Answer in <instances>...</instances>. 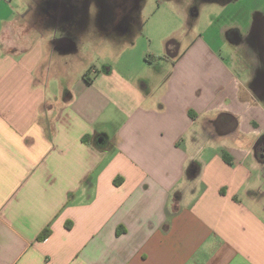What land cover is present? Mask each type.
Segmentation results:
<instances>
[{
    "label": "crops",
    "instance_id": "obj_1",
    "mask_svg": "<svg viewBox=\"0 0 264 264\" xmlns=\"http://www.w3.org/2000/svg\"><path fill=\"white\" fill-rule=\"evenodd\" d=\"M40 1L0 0V264H264V110L246 81L200 36L159 80L78 68L85 31ZM126 18L93 31L114 60L136 48Z\"/></svg>",
    "mask_w": 264,
    "mask_h": 264
},
{
    "label": "rangeland",
    "instance_id": "obj_2",
    "mask_svg": "<svg viewBox=\"0 0 264 264\" xmlns=\"http://www.w3.org/2000/svg\"><path fill=\"white\" fill-rule=\"evenodd\" d=\"M51 1L57 17L68 16L70 30L85 31L75 39L81 56L78 68L101 70L105 64L129 61L136 73L143 69V79L159 80L163 73H156V66L167 65V51L175 44L183 51L200 36L246 81L247 88L262 100L264 110V0H133L136 48L118 60L112 55L113 47L93 31L126 26L127 20L115 13L125 15L119 6L130 0ZM46 3L40 1L42 7ZM74 56L66 57L72 61ZM89 74L93 79L94 74ZM138 92L136 98L142 94Z\"/></svg>",
    "mask_w": 264,
    "mask_h": 264
},
{
    "label": "flooded vegetation",
    "instance_id": "obj_3",
    "mask_svg": "<svg viewBox=\"0 0 264 264\" xmlns=\"http://www.w3.org/2000/svg\"><path fill=\"white\" fill-rule=\"evenodd\" d=\"M124 1V0H123ZM130 4H123L122 6H119V8L121 9V11H125L126 12V14L125 15H118V13H115V14H117V18H121V17H123V18H125V20H127V18L126 17H130L131 15H133V8H134V5H133V0H130ZM56 8V7H55ZM173 50H174V47H172V50H170L171 52H173Z\"/></svg>",
    "mask_w": 264,
    "mask_h": 264
},
{
    "label": "trees",
    "instance_id": "obj_4",
    "mask_svg": "<svg viewBox=\"0 0 264 264\" xmlns=\"http://www.w3.org/2000/svg\"><path fill=\"white\" fill-rule=\"evenodd\" d=\"M50 234V230L48 228H45L38 236V240H45L48 238Z\"/></svg>",
    "mask_w": 264,
    "mask_h": 264
},
{
    "label": "water",
    "instance_id": "obj_5",
    "mask_svg": "<svg viewBox=\"0 0 264 264\" xmlns=\"http://www.w3.org/2000/svg\"><path fill=\"white\" fill-rule=\"evenodd\" d=\"M235 39L237 40L236 37H235ZM171 45H173V44H171ZM170 50H171V49H169V50L167 51V54H168L170 57H173L176 53H173V54H172V53L170 52Z\"/></svg>",
    "mask_w": 264,
    "mask_h": 264
},
{
    "label": "built area",
    "instance_id": "obj_6",
    "mask_svg": "<svg viewBox=\"0 0 264 264\" xmlns=\"http://www.w3.org/2000/svg\"><path fill=\"white\" fill-rule=\"evenodd\" d=\"M6 1H9V0H6Z\"/></svg>",
    "mask_w": 264,
    "mask_h": 264
}]
</instances>
